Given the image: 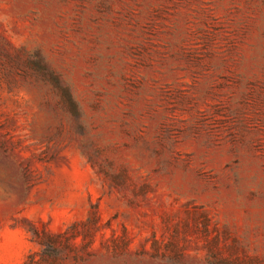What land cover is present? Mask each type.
Masks as SVG:
<instances>
[{
    "label": "rangeland",
    "instance_id": "1",
    "mask_svg": "<svg viewBox=\"0 0 264 264\" xmlns=\"http://www.w3.org/2000/svg\"><path fill=\"white\" fill-rule=\"evenodd\" d=\"M0 264H264V0H0Z\"/></svg>",
    "mask_w": 264,
    "mask_h": 264
}]
</instances>
